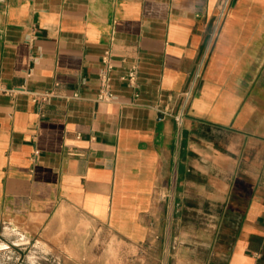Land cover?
<instances>
[{
    "label": "crops",
    "instance_id": "0c3cea01",
    "mask_svg": "<svg viewBox=\"0 0 264 264\" xmlns=\"http://www.w3.org/2000/svg\"><path fill=\"white\" fill-rule=\"evenodd\" d=\"M214 209L228 230L203 264H264V0H0V235L18 259L70 219L143 245Z\"/></svg>",
    "mask_w": 264,
    "mask_h": 264
},
{
    "label": "rangeland",
    "instance_id": "374dc122",
    "mask_svg": "<svg viewBox=\"0 0 264 264\" xmlns=\"http://www.w3.org/2000/svg\"><path fill=\"white\" fill-rule=\"evenodd\" d=\"M165 214L167 216L168 212ZM220 214L221 211L215 209L183 211L181 226L174 221L169 230L166 228L163 232L165 240L161 236L152 237L143 245L126 242L105 229L93 230L90 224L79 219H70L67 225H57L52 235L42 233L38 240L22 238L20 242H26L20 246L21 260L18 253L14 254L13 248L3 242L12 237V232L7 231L6 237L0 235V264H33L35 261L37 264H203L210 238L215 240V236L228 230L226 219L223 225L220 223ZM169 233L172 236L168 240ZM178 236H181L180 241H177ZM217 246L214 241L212 249ZM178 248L182 251L180 259L174 256Z\"/></svg>",
    "mask_w": 264,
    "mask_h": 264
},
{
    "label": "built area",
    "instance_id": "2783aa9c",
    "mask_svg": "<svg viewBox=\"0 0 264 264\" xmlns=\"http://www.w3.org/2000/svg\"><path fill=\"white\" fill-rule=\"evenodd\" d=\"M211 45V44H210ZM211 47V46H210ZM208 55V52L206 53V57ZM103 62L105 64L102 72H101V85H100V89H99V93H98V98L100 100H105V101H111L115 98V93L112 90L111 87V76H110V72L112 70V63H111V55L109 53V51H106L105 54L103 55ZM124 80H127L131 85H137V79H138V68L137 66H133L130 68V70L127 72V74L122 75L121 77ZM49 94L45 93V95H43V99L48 98ZM190 96V93H188V97ZM177 120L181 121L182 120V116L181 115H177Z\"/></svg>",
    "mask_w": 264,
    "mask_h": 264
}]
</instances>
